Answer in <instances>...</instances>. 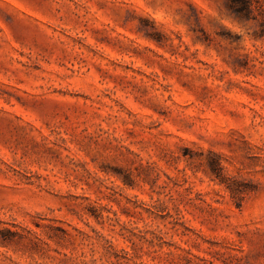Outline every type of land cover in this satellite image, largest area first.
<instances>
[{"label":"rangeland","instance_id":"obj_1","mask_svg":"<svg viewBox=\"0 0 264 264\" xmlns=\"http://www.w3.org/2000/svg\"><path fill=\"white\" fill-rule=\"evenodd\" d=\"M263 32L264 0H0V264H264Z\"/></svg>","mask_w":264,"mask_h":264},{"label":"trees","instance_id":"obj_2","mask_svg":"<svg viewBox=\"0 0 264 264\" xmlns=\"http://www.w3.org/2000/svg\"><path fill=\"white\" fill-rule=\"evenodd\" d=\"M248 10H249L248 5H245V6H243L241 12H238V13H242V14L245 13V15L248 16V14L250 13V12H248ZM243 11H246V12H243ZM263 33H264V32H263ZM263 35H264V34H263Z\"/></svg>","mask_w":264,"mask_h":264}]
</instances>
